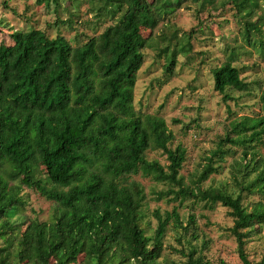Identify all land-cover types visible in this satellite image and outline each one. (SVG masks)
<instances>
[{"label": "trees", "instance_id": "obj_1", "mask_svg": "<svg viewBox=\"0 0 264 264\" xmlns=\"http://www.w3.org/2000/svg\"><path fill=\"white\" fill-rule=\"evenodd\" d=\"M51 1L65 10L68 16L61 22L70 28L109 23L101 32L83 33L86 39L76 44L65 34L52 37L36 27L10 28L12 44L0 41V264H71L82 254L84 264H158L171 225L180 234L183 264H212L204 254L208 239L195 209L185 217L180 211L199 203L226 207L242 263L264 264V254L252 259L247 250L249 239L264 228V199L246 202L252 194L264 197L259 150L264 147V115L230 121L189 183L181 173L186 148L170 146L174 134L164 118L135 108L145 51L186 1L216 10L231 5L246 19L244 39L264 55V12H256L261 0ZM84 2L95 15L90 22L79 14ZM237 58L233 48L212 69L214 89L225 99L228 89L251 92ZM175 65L173 55L166 71L173 72ZM260 103L264 110V89ZM234 145L243 149L233 185H206L222 171ZM150 149L163 150L169 163L149 159ZM138 176L166 185L152 189L155 199L178 203L172 210L153 211L158 224L150 235L143 225L148 194ZM26 189L54 203L50 219L23 218Z\"/></svg>", "mask_w": 264, "mask_h": 264}, {"label": "rangeland", "instance_id": "obj_2", "mask_svg": "<svg viewBox=\"0 0 264 264\" xmlns=\"http://www.w3.org/2000/svg\"><path fill=\"white\" fill-rule=\"evenodd\" d=\"M66 4L73 9L70 2ZM260 4L256 8L258 14L264 12V1L261 0ZM90 6L86 2L80 4L79 14L82 21L90 22L95 19ZM200 6V3L186 1L183 7L168 17L164 26L155 34L145 51V64L138 75L135 95V108L138 113L164 118L174 134L170 146L174 148L182 144L186 148L187 157L181 173L189 183L201 171L210 150L215 148L219 139L226 134L230 121L241 115H264L260 103V95L264 89V55L244 39L246 19H242L231 5L217 10ZM67 16L65 10L57 8L51 0H0V23H3L0 41L12 44L10 28L36 27L45 30L52 37L59 33L65 34L76 44L86 39L83 33L101 32L109 23H75L74 29L61 22ZM253 18L256 20L257 15ZM189 43L192 44V49L185 51ZM233 48L238 52L235 64L242 68V77L249 83L251 92L228 89L230 97L225 99L223 94L214 89L212 69L226 61ZM173 55L176 57V65L173 72H168L165 64ZM233 149L236 151L227 156L222 171L213 174L206 181V185H233L232 177L234 172L238 171L237 162H241L243 147L234 145ZM259 150L264 156V147ZM147 156L151 160H159L162 164L169 163L167 154L161 149H150ZM143 182L148 194L143 225L150 235L158 224L153 211L172 210L178 203H168L166 199L157 200L152 195L153 188L162 190L167 188L166 185L156 184L148 179H143ZM26 193L28 203L21 211L23 218L50 219L54 203L36 191L26 189ZM261 198L264 199L260 194H252L246 202ZM192 207L197 214L203 235L208 239L204 254L212 264H222V260L228 264H243L239 257L237 241L231 233L234 221L228 214V209L220 204L210 208L204 203H199L180 207L181 214L185 217ZM179 235L171 225L164 238V250L157 261L158 264L185 263ZM1 243L2 239L0 245ZM201 243L202 240L198 242L199 247H202ZM247 250L252 259H259L264 254V228L249 239ZM84 260L82 254L71 264H84Z\"/></svg>", "mask_w": 264, "mask_h": 264}]
</instances>
